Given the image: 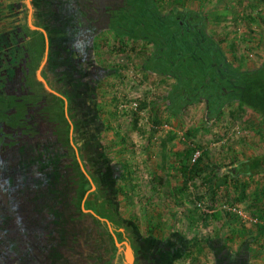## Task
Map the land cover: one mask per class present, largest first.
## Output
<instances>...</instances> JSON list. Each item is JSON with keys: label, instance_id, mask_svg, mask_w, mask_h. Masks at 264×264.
<instances>
[{"label": "trees", "instance_id": "1", "mask_svg": "<svg viewBox=\"0 0 264 264\" xmlns=\"http://www.w3.org/2000/svg\"><path fill=\"white\" fill-rule=\"evenodd\" d=\"M39 1L44 18L52 15L58 30L48 40L53 50L50 60L57 68L56 80L63 78L65 68L72 67L70 81L84 89L86 101L71 103L75 108L72 113L92 108V90L97 89L104 69L98 63L95 42L102 33L113 32L124 49L129 43L151 48L143 70L172 80L163 97L170 115L182 116L188 107L204 103L206 122L211 124L236 105L260 117L264 139V60L258 67L246 68L243 60L230 58L222 42L210 33L209 18L203 11L186 6L185 0H173L169 10L161 9L155 0ZM24 7L19 0H0V264H110L106 254L100 257L103 261H96L105 241L96 242L86 235L102 223H92L82 212L87 191L80 195L78 190L89 181L80 166L85 168L83 150L72 145L76 138L69 134L70 129L81 125L78 121L70 123L64 110L54 120L46 94L31 89L32 98L27 93L36 65L31 63L27 49L34 47L31 34L38 32L27 24ZM40 37L44 52L46 40L43 34ZM194 153L193 148L181 155L185 185L203 173V158L193 162ZM101 157L104 164L95 167L99 168L103 195L115 189L118 196L121 190L116 186L124 180L127 167L121 164L117 169L111 159ZM92 158L91 162H98L94 155ZM227 172L234 176L236 186L242 184L241 198H247L249 184L241 183V178L264 175V153L235 163ZM80 178L83 183L78 186ZM221 179L214 172L207 184L218 187ZM263 202L264 189L259 197L261 206ZM260 212L258 217L264 220V207ZM103 217L112 224L121 220L117 216L112 221L110 215L102 213ZM124 224L142 241L137 225L121 220V226ZM258 230V237L264 236V226ZM253 234L248 231L246 237ZM111 236L108 241L114 247ZM148 244L142 250L143 264H170L180 257L178 250L184 252L193 243L177 235L163 241L150 237ZM216 264L251 263L245 251L234 252L224 246Z\"/></svg>", "mask_w": 264, "mask_h": 264}, {"label": "rangeland", "instance_id": "2", "mask_svg": "<svg viewBox=\"0 0 264 264\" xmlns=\"http://www.w3.org/2000/svg\"><path fill=\"white\" fill-rule=\"evenodd\" d=\"M155 1L163 10L174 5L173 0ZM232 1L236 2L226 13V0H185L184 4L207 14L210 33L222 42L230 58L243 60L246 68L258 67L264 60V0H243L244 5L239 6L237 0ZM21 2L27 24L38 32L31 34L34 47L27 49L31 52V63L36 62L28 89L46 94L54 120H58L60 111L70 110V123L78 121L81 125L79 129L69 130L76 138L72 145L83 150L87 177L93 174L97 178L78 190L80 195L87 191L83 200L85 211L82 210L87 219L102 223L100 227L94 226L100 232L91 228L86 234L96 242L105 241L104 254H97L96 261H103L100 257L106 254L111 258L110 264H139L146 261L142 259V250L149 247L150 237L163 241L182 235L193 244L184 252L178 250L180 257L170 264H216V256L221 255L224 246L234 252L245 251L251 264H264V236L257 235L258 228L264 226V220L258 217L264 207V202L262 206L259 203L264 175L241 178V183L249 184L247 198H241L242 184L236 186L234 176L227 172L232 171L235 163L264 153L260 117L250 109L242 111L233 105L214 123L207 124L204 103L188 107L182 116L173 117L163 99L172 80L143 70V61L151 48H145L143 43L135 46L129 43L124 49L113 32L102 33L95 42L98 63L104 69L97 89L92 90L95 93L92 108L72 113L75 108L68 107L64 95L73 102L81 99L83 104L84 90L63 87L67 81L62 77L56 80L57 68L50 62L51 37L45 33L48 26L41 3ZM227 15L228 21L224 20ZM41 34L46 40L45 53L41 50L44 46L40 42ZM132 46L134 52L130 51ZM40 52L44 54L39 59ZM97 120L101 122L95 123ZM193 148L203 158V173L185 185L181 155ZM92 155L101 165L105 161L102 155L111 159L117 169L121 164L126 165L124 180L116 186L121 190L118 196L115 189L103 195L104 187L97 176L99 168L92 166ZM80 166L83 173L87 172L81 163ZM214 172L221 175V185L210 188L207 179ZM82 183L81 178L77 179L76 185ZM102 213L110 215L112 221L119 216L134 223L145 241L143 238L139 241L125 224L121 226V220L112 224L101 218ZM248 231L254 232L251 238L246 237ZM110 235L114 247L108 241Z\"/></svg>", "mask_w": 264, "mask_h": 264}, {"label": "flooded vegetation", "instance_id": "3", "mask_svg": "<svg viewBox=\"0 0 264 264\" xmlns=\"http://www.w3.org/2000/svg\"><path fill=\"white\" fill-rule=\"evenodd\" d=\"M72 1H74V0H72ZM75 1H78V0H75ZM45 23H46V25L48 26L46 29H45V33H46V35L48 36V38H49V36H51V34H53V31H57L58 32V30H57V28L54 26L55 25V23H54V20H53V18H52V15H50V18L49 19H47L46 21H45ZM65 25V24H64ZM74 25L72 24V26L71 27H73ZM50 29V30H49ZM66 30H67V26H66V29H65V31L64 32H66ZM51 31V32H50ZM50 33V34H49ZM65 35H67V34H65ZM55 36H57V35H55ZM79 38H82V36H79ZM50 62H51V60H50ZM26 63V62H25ZM48 64H49V61H48ZM48 64H46V66L48 65ZM25 67H28V66H25ZM27 69V68H26ZM71 69H72V67H67V68H65V70L62 72V74H63V79H65L67 82L64 84L63 83V87L64 86H66L67 88H71L70 86H72V87H75V88H77L76 87V85L75 84H72V82L71 81H69L68 82V75H70L71 76V74L73 73L72 71H71ZM13 85V84H12ZM11 85V86H12ZM15 85V84H14ZM73 85H75V86H73ZM27 93L29 94V96H31L32 98H33V94L31 93L32 91H31V89H28L27 88ZM82 90H84V89H82V87L80 88V91H82ZM83 92V91H82ZM65 97H66V104L68 105V107L70 108V106H72V104L71 103H74L73 101H72V99H70V97L68 96V95H64ZM77 100H79V99H77ZM79 102V101H78ZM69 112H70V110L68 109V112H67V109H66V111L64 112V114H66V116L67 117H69L68 115H69ZM77 148H80V147H77ZM81 149V148H80ZM95 158H97V157H95ZM93 166L95 167L96 165H97V163H99V160H98V162H94L93 161ZM83 169H84V167H83ZM84 171H87L86 170V167H85V170ZM87 175H88V171H87V174H86V178L88 179V181L90 182V183H93L94 182V180H95V176L92 174V176L91 177H87ZM92 177H94V179L92 178ZM97 183V182H96ZM95 184V183H94ZM142 254H143V252H142ZM140 259H141V257H140ZM159 261H161L160 259H158ZM139 264H143L144 263V261H139L138 262Z\"/></svg>", "mask_w": 264, "mask_h": 264}, {"label": "crops", "instance_id": "4", "mask_svg": "<svg viewBox=\"0 0 264 264\" xmlns=\"http://www.w3.org/2000/svg\"><path fill=\"white\" fill-rule=\"evenodd\" d=\"M234 2H236V1L226 0V2H224V10H225L224 13L228 12L229 9H232V6H233ZM237 2H238V3H237L238 6L240 5V3H242V5H244V4H243V0H242V1L240 0V2H239V0H237ZM238 18H239V17H238ZM242 19L245 20V17H243ZM242 19H240V21H241ZM224 20H226V21L229 20L228 15H227L226 17H224ZM236 20H237V19H236ZM226 21H225V22H226Z\"/></svg>", "mask_w": 264, "mask_h": 264}, {"label": "built area", "instance_id": "5", "mask_svg": "<svg viewBox=\"0 0 264 264\" xmlns=\"http://www.w3.org/2000/svg\"><path fill=\"white\" fill-rule=\"evenodd\" d=\"M199 156H200V151H196V152L194 153V155H193V162H194L196 159H198ZM199 206H201V204H199ZM207 212L209 213L210 211L207 210ZM240 215L242 216V213H240Z\"/></svg>", "mask_w": 264, "mask_h": 264}]
</instances>
